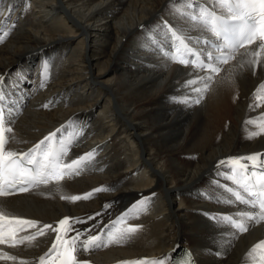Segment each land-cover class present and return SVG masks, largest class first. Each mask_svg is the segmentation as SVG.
<instances>
[{
	"label": "bare ground",
	"instance_id": "bare-ground-1",
	"mask_svg": "<svg viewBox=\"0 0 264 264\" xmlns=\"http://www.w3.org/2000/svg\"><path fill=\"white\" fill-rule=\"evenodd\" d=\"M198 7L190 0H0V36L7 34L0 82L33 90L8 150L27 152L56 132L50 143L66 150L61 165L93 153L79 174L0 198L5 215L37 228L78 219L68 236L101 237L97 250L77 245L79 264H172L178 247L198 264H264V248L252 251L264 241V223H247L248 209L233 194L244 197L243 188L229 179L232 159L250 166L257 160L245 154L264 150V50L243 48L216 76L181 64L175 37L205 36ZM129 227L137 230L108 242ZM37 228L22 232L30 242L0 247L16 257L0 264H33L47 251L56 233Z\"/></svg>",
	"mask_w": 264,
	"mask_h": 264
},
{
	"label": "snow or ice",
	"instance_id": "snow-or-ice-1",
	"mask_svg": "<svg viewBox=\"0 0 264 264\" xmlns=\"http://www.w3.org/2000/svg\"><path fill=\"white\" fill-rule=\"evenodd\" d=\"M230 15L225 18L216 15L214 12L207 13V17H200V19L209 24L212 34L216 37L217 41H223L222 46L217 45L215 52L219 55H214L213 52L209 51L207 54V59L210 62L205 65L201 62L196 67L208 68L212 72H219L220 69L217 67H212V61H219L222 57L226 56L222 49H238L244 47L246 50V45H252L257 39L261 41L259 47L264 50V0H234V6H227ZM192 20H197V17L193 15ZM7 35V34H5ZM175 36V33H173ZM177 40H181V37L176 36ZM3 42V37H0V43ZM255 55H259L256 53ZM234 59V57H232ZM181 64H187L188 61L180 60ZM227 59H223V63H227ZM194 63V62H193ZM252 63V61H250ZM3 78L0 77V80ZM195 81H189V84H193ZM197 91H199L197 89ZM4 95L0 92V105L4 103ZM199 103V100L196 101ZM47 107V105H45ZM12 113L11 111H6L5 107L0 106V197H8L13 194V190H19L20 192H25L29 190V186L38 187L40 185H49L52 182L59 183L64 179L65 174H72L76 172L79 166L90 160L93 156L92 152L85 154L77 160H73L70 164L61 165L60 158L62 155H66V150L62 149L61 152L57 153L53 150L51 146V141L56 136V132H52L45 136L41 141H39L33 148H30L27 152L16 153L11 150H5V146L8 143V133H12L13 129L10 125L12 123ZM264 131V129H262ZM258 133H254L256 135ZM49 144L48 148L41 150V146ZM257 156L251 155L247 157L249 161H255ZM228 161L221 160L219 164L222 166ZM231 172L232 175L229 177L235 184L239 185L244 189L245 193L249 197H252L251 203L253 207L259 206L262 213H264V170L259 173L252 171L250 174L248 172L249 165L241 162V159L231 160ZM255 168V165H251ZM256 187V191L252 189ZM102 189H97V191ZM231 191V189H229ZM235 199L241 201L242 203L248 204L250 201L241 196L240 192L233 193ZM92 193H89L83 197L72 196L70 199L72 201H77L80 199H89ZM63 198V197H62ZM107 207V206H106ZM131 211V209H129ZM97 215H100L97 213ZM127 215V213H125ZM247 219L252 220L255 217L247 214H243ZM235 228L239 229L241 232L247 231V228L242 222H236L231 217H224ZM264 219V215L260 217ZM89 219H95V217H89ZM0 244H9L15 247L17 244H24L25 241H31L34 237L23 236L17 239V232H23L25 228H37V221L23 219L16 217L14 215H5L3 210H0ZM80 222L78 219L73 220L72 218L65 217L58 221V227H53L51 224H45L37 228L38 235H45L49 232L56 233L55 242L52 243L48 251L41 257H39L40 264H45L46 257L56 254L57 256L63 255L61 264H79L77 261L75 253L78 251L77 245H79V250L89 251L93 248L101 246V237L99 235H90L87 239L81 240L80 237L85 235L84 232L76 231L75 235L69 239H65L70 231H75L73 224ZM14 224L17 226L16 229H8L6 232L3 231L8 225ZM95 227V225H94ZM137 229L135 227H129L125 231H120L117 234H109V243H119L120 240L125 239V237ZM90 231V230H89ZM7 237V238H5ZM63 248V253L58 250ZM264 248V241L258 242L252 249L255 252L257 249ZM0 259L2 260H15V256H10L8 253H0ZM20 264H28L27 261H21ZM88 264V262H84ZM126 264H164L162 258L149 260L143 258L139 261H129Z\"/></svg>",
	"mask_w": 264,
	"mask_h": 264
}]
</instances>
